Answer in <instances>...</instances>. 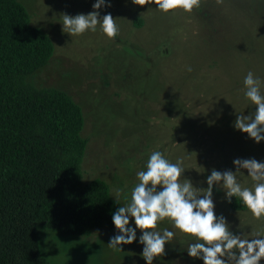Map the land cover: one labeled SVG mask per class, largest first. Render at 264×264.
Instances as JSON below:
<instances>
[{
    "label": "rangeland",
    "instance_id": "rangeland-1",
    "mask_svg": "<svg viewBox=\"0 0 264 264\" xmlns=\"http://www.w3.org/2000/svg\"><path fill=\"white\" fill-rule=\"evenodd\" d=\"M19 2L30 24L53 42L48 62L27 80L64 90L82 109L83 182L103 179L114 198L115 189L130 190L136 183L135 171L154 149L173 161L182 157L183 176L197 187H207L204 178L212 167L235 170L236 157L264 159V141L255 143L231 126L235 111L254 109L243 97V76L252 70L264 79V0H201L191 12L169 13L111 0L101 14L110 12L119 25L114 38L99 30L78 36L63 32L62 12L87 13L93 0ZM238 179L251 185L244 174ZM115 199L123 204V192ZM213 200L233 233L264 232V217L231 209L215 187ZM165 227L171 228L167 218L157 225ZM172 230L174 242L165 244L153 264H181L186 249L177 236L191 237ZM38 233L43 264H145L142 244L122 245L118 252L108 247L114 228L106 224L88 235L63 236L45 227Z\"/></svg>",
    "mask_w": 264,
    "mask_h": 264
},
{
    "label": "trees",
    "instance_id": "trees-1",
    "mask_svg": "<svg viewBox=\"0 0 264 264\" xmlns=\"http://www.w3.org/2000/svg\"><path fill=\"white\" fill-rule=\"evenodd\" d=\"M52 53L24 5L0 0V264H43L40 227L63 236L114 228L111 212L120 205L103 179H81L80 105L64 90L27 80ZM228 206L246 209L238 198Z\"/></svg>",
    "mask_w": 264,
    "mask_h": 264
},
{
    "label": "clouds",
    "instance_id": "clouds-1",
    "mask_svg": "<svg viewBox=\"0 0 264 264\" xmlns=\"http://www.w3.org/2000/svg\"><path fill=\"white\" fill-rule=\"evenodd\" d=\"M201 0H131L136 5H155L162 13L176 9L191 12L200 7ZM111 0H93L91 11L68 14L62 12L63 32L78 36L99 30L108 38L117 37L119 25L110 12ZM191 71V67H187ZM264 79L246 72L242 79V93L250 102L251 111L236 112L231 121L234 130L246 133L255 143L264 141ZM235 170L215 167L204 178L207 187H197L183 176V158L169 159L159 149L147 154L142 167L135 171L136 183L130 190L115 189L114 198L123 192L124 203L111 212L114 234L108 247L122 251V245L135 241L142 244L139 255L145 264H153L165 251V244L173 241L178 229L191 239L184 245L187 255L203 264H261L264 259V232L244 236L243 231L233 233L222 213H216L213 189L223 192V199L231 203L238 198L252 217H264V159L236 157L232 160ZM243 170H246V174ZM244 174L251 185L242 184L238 176ZM168 219L171 228H157L159 222ZM131 221V223H130ZM139 230V235H137ZM135 264V261H133Z\"/></svg>",
    "mask_w": 264,
    "mask_h": 264
},
{
    "label": "crops",
    "instance_id": "crops-1",
    "mask_svg": "<svg viewBox=\"0 0 264 264\" xmlns=\"http://www.w3.org/2000/svg\"><path fill=\"white\" fill-rule=\"evenodd\" d=\"M175 232V231H174ZM176 233V232H175ZM178 233H181L180 231ZM177 237H179V243H181L182 245H186L189 242V239L182 237L181 235H178ZM183 258V260H181V264H196L197 262L194 260L195 258H191L187 255L186 251L181 252V257ZM199 264V263H197Z\"/></svg>",
    "mask_w": 264,
    "mask_h": 264
}]
</instances>
